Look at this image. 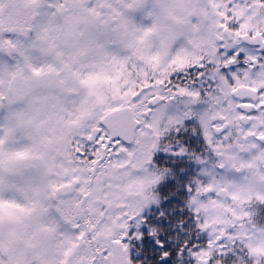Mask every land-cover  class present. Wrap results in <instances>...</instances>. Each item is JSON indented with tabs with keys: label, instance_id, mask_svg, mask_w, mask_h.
Masks as SVG:
<instances>
[{
	"label": "snow or ice",
	"instance_id": "1",
	"mask_svg": "<svg viewBox=\"0 0 264 264\" xmlns=\"http://www.w3.org/2000/svg\"><path fill=\"white\" fill-rule=\"evenodd\" d=\"M0 264H264V0H0Z\"/></svg>",
	"mask_w": 264,
	"mask_h": 264
}]
</instances>
